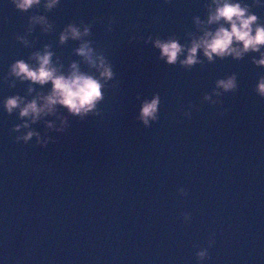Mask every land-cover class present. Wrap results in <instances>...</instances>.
Listing matches in <instances>:
<instances>
[{
    "label": "water",
    "instance_id": "1",
    "mask_svg": "<svg viewBox=\"0 0 264 264\" xmlns=\"http://www.w3.org/2000/svg\"><path fill=\"white\" fill-rule=\"evenodd\" d=\"M210 2L59 0L45 10L42 0L20 12L0 0V101L47 94L50 84L8 75L15 60L35 66L32 54L46 45L65 74L75 62L97 75L76 54L84 41L113 72L95 114L80 118L57 105L30 125L48 138L44 146L36 137L14 142L26 130L13 132L21 119L0 110L2 264H264V98L254 90L264 67L252 62L259 52L208 62L198 50L200 63L186 68L184 53L166 64L152 43L174 38L187 48L201 35L193 17L205 20ZM242 2L264 23V4ZM33 15L51 29L29 31ZM68 24L88 26L89 35L61 44ZM233 73L234 91L216 89ZM153 95L157 119L146 127L137 115ZM57 117L66 121L62 132L46 127ZM201 248L208 258L198 262Z\"/></svg>",
    "mask_w": 264,
    "mask_h": 264
},
{
    "label": "clouds",
    "instance_id": "2",
    "mask_svg": "<svg viewBox=\"0 0 264 264\" xmlns=\"http://www.w3.org/2000/svg\"><path fill=\"white\" fill-rule=\"evenodd\" d=\"M14 8L20 12H26L34 6L42 3V0H11ZM59 0H43L45 10H51L57 6ZM253 5L264 4V0H252ZM250 5L243 3L242 0H211L207 5V17L201 20L193 17V22L200 30L201 35L190 41V45L185 48L176 39L167 40L155 39L153 46L159 49L160 58L166 64H175L178 57L184 53V58L180 60L183 67L191 68L194 64L200 63L197 58L198 50L208 61L212 62L215 58L223 59L231 57L234 60L241 59L245 53L259 52V59L253 58V64L264 67V23L258 22L259 17L250 11ZM112 21L109 20V25ZM33 25L41 26L43 31H49L52 25L43 15H33L29 18V31ZM215 25V28L209 26ZM89 35V27L83 26V30L74 24H68L59 34L58 40L63 44L68 39L80 40ZM27 45L23 37H16ZM76 54L82 57L90 68L96 70L97 75H91L80 71L77 63L69 65L70 71L65 74L59 67L52 62L53 53L48 50L46 45L43 52H35L31 59L35 61V66L22 59L13 61L8 66V75L20 82H29L30 85L44 86L50 84L47 94L37 93L31 100H26L20 95L6 96L0 101V110L5 114L17 113L21 123L14 125L12 131L20 133L21 129L26 130L22 135H17L14 142L27 144L32 137H36V142L41 146L48 143L46 137L41 140L40 134L30 129L31 124L38 120H43L47 116L55 113L56 106L64 108L70 115L83 118L88 113L95 114L97 104L103 99L102 89L104 84L113 77L111 65L106 61L102 54L94 53L89 45V41H84L76 49ZM103 81V82H102ZM14 86V85H11ZM237 88V77L235 73L226 76L224 79L216 81V89L223 92L234 91ZM256 94L264 98V76L258 78L255 85ZM30 94L33 91L31 86L27 89ZM214 94L219 95L214 89ZM205 100L209 96L204 97ZM159 96L153 95L151 100H144L139 108L137 119L148 126L150 121L157 119ZM56 121L46 122L48 129L62 132L66 126L63 118L57 117ZM181 195H186L184 189H178ZM185 222L189 221L190 216L183 215ZM213 240L208 241L211 247ZM197 261H204L208 258L207 248H201L196 253ZM2 264V262H0Z\"/></svg>",
    "mask_w": 264,
    "mask_h": 264
}]
</instances>
